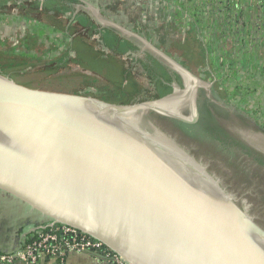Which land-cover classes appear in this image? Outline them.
Instances as JSON below:
<instances>
[{"label": "water", "instance_id": "obj_1", "mask_svg": "<svg viewBox=\"0 0 264 264\" xmlns=\"http://www.w3.org/2000/svg\"><path fill=\"white\" fill-rule=\"evenodd\" d=\"M124 31L192 81L196 112L203 81ZM176 97L117 103L0 73V192L128 264H264V231L247 208L155 120L193 122Z\"/></svg>", "mask_w": 264, "mask_h": 264}, {"label": "trees", "instance_id": "obj_2", "mask_svg": "<svg viewBox=\"0 0 264 264\" xmlns=\"http://www.w3.org/2000/svg\"><path fill=\"white\" fill-rule=\"evenodd\" d=\"M217 3L220 6H218L219 10L215 8ZM7 8L11 12L21 13L22 16L31 13L30 17L37 21L38 25L44 23L53 30L62 29L65 25L51 17L46 19L45 15L48 14H43L42 10L44 9L32 2L20 5L12 3ZM210 8H214V12L218 14L212 13L214 15L204 16L205 11H209ZM164 15V24L160 28L165 29V31L163 30L164 38L169 33L168 29H170V33H174L170 39H166L168 41V47L165 50L167 54L177 59L200 79L213 82L211 91L214 98H221L225 101L236 99V102L239 103L245 101V97L249 96L255 102L256 110L264 109V96L262 98L264 94V0H188L186 2L175 0L174 10ZM168 15H172L173 18H168ZM191 17L193 19H190ZM183 26L185 27L181 30ZM39 28L35 26V30L33 29L32 32L20 38L19 44L22 51H18L17 55L15 44L10 45L5 38H0V73L10 76L8 75L10 69L20 67V64L23 66L28 64V68H32L31 66L36 64L35 62L40 61L43 71L49 70V72L56 73L70 61L82 70L75 74L81 77V82L95 86L96 83L102 81V85H108L109 81L104 77L107 75L105 63L108 62L99 58L98 50L95 51L84 36L77 35L73 57L65 58L64 55H61L54 61H42L43 57L40 52L41 48L38 49L40 44L38 42L40 40L42 45L45 39L43 30ZM227 41L234 43V50L233 47L231 49L225 47ZM89 51H92L93 55H90ZM25 52L29 53L27 59L23 56ZM142 67L154 87L151 99L170 94L172 80L180 84L177 74H170L164 65H160L153 58L151 62L143 63ZM241 68L246 70L245 73H241ZM90 72L93 76L88 74ZM98 76L102 77V80ZM238 76L240 79L237 80ZM62 77L58 75V80H61ZM119 79H121V83L116 81L107 89L104 86H99L102 93L97 94L98 98L108 101L106 96L111 94L118 98L122 96V99L117 103L131 102L140 91L141 85L132 77L127 79L126 76H122ZM124 81L127 86L125 88L122 86ZM198 110L199 118L195 123H186L175 119L172 121L189 136L209 138L210 141L231 146L241 144L248 153H254L253 150L242 145L240 140L230 136L220 125V115L227 117V110L224 107L201 94L198 99ZM245 110L248 111L246 108ZM256 110L255 113L258 112ZM261 121L264 125V113ZM200 131L202 134H198ZM254 157L264 163L262 156L254 154Z\"/></svg>", "mask_w": 264, "mask_h": 264}, {"label": "rangeland", "instance_id": "obj_3", "mask_svg": "<svg viewBox=\"0 0 264 264\" xmlns=\"http://www.w3.org/2000/svg\"><path fill=\"white\" fill-rule=\"evenodd\" d=\"M12 1L13 0H0V38H5V40H7L10 45L15 44V48H17V55L20 51H22L21 45L19 44L20 38H22L25 34L32 32L33 27L32 23L27 22L24 18H22L23 16L21 13H18L20 15L19 16L17 13H15V11L11 12L8 10L7 6H10L13 3ZM181 1L186 2L188 0ZM174 6L175 4L172 7L174 8ZM218 6L219 3H217L215 6L216 10H219ZM207 7V9H209V6ZM167 12L170 13V11ZM212 13L218 14L214 12V8H210V10H206L205 14L203 15H214ZM170 17L173 18L172 15H170ZM190 19H193V17ZM155 24H158L160 28L162 24H164V21L161 19V17H159V19L155 21ZM184 27L185 26H183L181 30L184 29ZM163 30L165 31V29ZM167 32H169V30ZM120 33L123 37L127 38L128 35H126L124 32ZM173 34L174 33L167 34L165 38L170 39ZM50 39L52 38L47 37V39L44 40V43L42 45L40 43L38 46V49L41 48L40 52L42 53L41 55L43 57L42 61H54L62 52L65 53V58L72 57V54L69 53V49L71 47L68 46L69 42L67 41L66 37L56 38L59 40L56 46L62 45L64 47V49L62 47L61 52H59L58 47L57 51H55L56 47H53L52 45L49 46L47 41L49 42ZM128 39L138 44V48L140 50L139 54L142 55V57L145 56V54H149L148 52L150 51L147 48L143 47L145 50H142V44L140 42L133 39L132 37H128ZM233 45L234 43L227 41L225 47L228 49L233 47L234 50ZM28 54L29 53L27 52H25V55L22 53L26 59L28 58ZM151 54L152 53L149 55L152 56L154 53L152 55ZM45 55L46 58L44 57ZM152 58L156 59L160 65H164L170 74L178 75L180 84L175 80H172L171 85L174 87L173 91L177 96L176 98H178L177 101H174L175 107L181 110L182 117L192 120V123L197 121L199 118L198 99L200 95L203 94L206 98L227 110L226 118L222 115L219 117V123L227 131V133L233 138L240 140L243 143L242 145H244L246 148L253 150L254 153H248V151L245 150L241 144L239 146H236L235 144L231 146L229 144L210 141L209 138L205 139L200 137L198 138L197 136H189L185 132H183V135L177 130V126L170 119L163 117L160 119L156 115L154 117L165 132L169 133L177 142L188 149L189 152L199 162H201L234 197L239 199L241 204L247 208L255 224L264 231V163L262 160L254 157V154H258L264 158V125L261 121L263 119L264 109L260 108L256 110L254 107L255 102L249 96L245 97V101L239 103L236 102V99L225 101L221 98H214L211 91L213 82L201 79L203 84L196 89L195 112V110H193L194 97L190 91L192 81H188L186 77L183 76V74L177 72L172 67L167 66L155 54L152 56ZM125 61L126 63H129L128 59ZM40 62H35L36 64L32 65V68H28V64H25V66L20 64V67H14L10 69L8 75H10L9 77H11L14 81L23 85L64 92H77L95 97H98L97 94L100 95V93H102L99 86H104L107 89L111 84L116 83V81H118V83L122 82L121 79H119V68L117 70V65L115 63H109L108 65L105 63V65H107V75H104V77H106V80H108L110 84L108 83V85H102V81H99L95 84V86H93L92 84L89 85L88 83L85 84L80 81L81 77L75 74H78V72L82 70L76 66H72L70 61H68V63L56 73L52 71L49 72V70L43 71L41 69L42 64ZM129 67L131 69H128L129 72L127 73H133L132 77L139 82V85H141L142 89L140 93H138V96L136 95L131 102L149 100L148 98H151V93H148L150 91L148 88L151 87L152 82H150L148 76L145 75L146 72L139 68V66L138 69L134 64H129ZM241 70V73H245L246 71L242 68ZM88 74L93 76L91 72ZM58 75L63 76L61 80H58ZM123 76H126L128 79L125 73ZM196 76L198 77V75ZM239 77L240 76L237 77V80L240 79ZM98 78L102 80V77L98 76ZM122 86L125 88L126 82H123ZM263 96L264 94L262 95V98ZM106 99H108L110 102H118L120 99H122V96L121 98H118L109 94V96H106ZM245 108L248 109V111L245 110ZM255 110L258 112L255 113ZM200 133L202 134V131H200L198 134Z\"/></svg>", "mask_w": 264, "mask_h": 264}, {"label": "crops", "instance_id": "obj_4", "mask_svg": "<svg viewBox=\"0 0 264 264\" xmlns=\"http://www.w3.org/2000/svg\"><path fill=\"white\" fill-rule=\"evenodd\" d=\"M12 2L19 5L32 2V4L44 9L42 10L43 14H48L45 15L46 19L51 17L53 20L61 21L65 24L62 29L53 30L48 28L46 24L44 25V23L38 25V22L30 17L31 13H26V16L22 17L25 21L32 23V31L35 26L40 27L39 29L44 32L45 39L47 37L53 39V41L50 39L47 43L49 46L56 47L55 51H57L58 47L59 52H61L63 47L62 45L56 46L59 41L56 38L66 37L69 42L68 46L71 47L69 53L73 57L77 35L84 36L89 44H92L93 49L95 51L98 50L101 60L108 62L107 65L109 63L117 65L120 78L124 72L127 77L133 76V73H127L129 72L128 69H131L129 64H134L137 68L139 66L143 70V63L151 62V57L154 55L152 52L147 51L153 55L145 54L142 57L139 54L138 44L128 39V37L137 39L127 34L124 30L134 32L165 52L168 47V41L163 37L164 28L160 29L161 27L159 28L155 21L159 17L164 21V14L167 11H173L174 8L172 6L175 4L174 0H13ZM120 32L128 35L127 38L123 37ZM137 41L140 42L139 40ZM38 43H41V41L39 40ZM81 46L84 47V45ZM141 48L142 50L144 49L143 44ZM89 52H91L90 55H93L92 51ZM61 55H65V53L62 52L57 57ZM44 57L46 58V55ZM127 59L129 63H126L125 60ZM72 66L80 68L75 63H72ZM145 75L148 76L147 73ZM148 89H150L148 93H151L154 89L153 84ZM173 89L174 87H172V91ZM138 93L136 94L137 96ZM151 98L149 97L148 99L150 100ZM42 220H44V217L33 211L29 206L8 194L0 192V252H13L19 249L25 238L32 234ZM11 264L23 263L14 261ZM35 264H51V262L48 259H43ZM64 264L112 263L107 258L88 252H69L64 258Z\"/></svg>", "mask_w": 264, "mask_h": 264}, {"label": "built area", "instance_id": "obj_5", "mask_svg": "<svg viewBox=\"0 0 264 264\" xmlns=\"http://www.w3.org/2000/svg\"><path fill=\"white\" fill-rule=\"evenodd\" d=\"M86 251L99 253L112 264H128L98 239L71 226L48 219L39 222L19 249L13 252H0V264H11L14 261L35 264L43 259H48L51 264H64L67 253Z\"/></svg>", "mask_w": 264, "mask_h": 264}, {"label": "bare ground", "instance_id": "obj_6", "mask_svg": "<svg viewBox=\"0 0 264 264\" xmlns=\"http://www.w3.org/2000/svg\"><path fill=\"white\" fill-rule=\"evenodd\" d=\"M184 77H186L185 75H184ZM186 79L188 80V78L186 77ZM161 106H167L168 108H172L173 107V105L172 104H167L166 102H163V103H161ZM161 119V118H160ZM165 121H167V120H165ZM168 122V121H167ZM184 135V134H183ZM174 136V135H173ZM193 139H195V138H193ZM184 143V142H183ZM196 143V142H195ZM198 151V150H197ZM224 154V153H223ZM219 155V154H218ZM221 155V154H220Z\"/></svg>", "mask_w": 264, "mask_h": 264}, {"label": "flooded vegetation", "instance_id": "obj_7", "mask_svg": "<svg viewBox=\"0 0 264 264\" xmlns=\"http://www.w3.org/2000/svg\"><path fill=\"white\" fill-rule=\"evenodd\" d=\"M159 118H162V117H159ZM171 121L172 120H174V119H170ZM175 124V123H174ZM176 125V124H175ZM175 125H174V127H175ZM177 126V130L180 132V133H182L183 134V131L181 130V128H179V126L178 125H176Z\"/></svg>", "mask_w": 264, "mask_h": 264}]
</instances>
